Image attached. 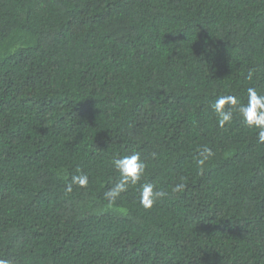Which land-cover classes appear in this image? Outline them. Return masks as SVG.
Instances as JSON below:
<instances>
[{"label": "trees", "instance_id": "1", "mask_svg": "<svg viewBox=\"0 0 264 264\" xmlns=\"http://www.w3.org/2000/svg\"><path fill=\"white\" fill-rule=\"evenodd\" d=\"M248 87L264 0H0V259L264 264V144L210 107ZM133 152L169 192L152 209L138 186L105 198ZM77 168L89 186L66 193Z\"/></svg>", "mask_w": 264, "mask_h": 264}, {"label": "clouds", "instance_id": "2", "mask_svg": "<svg viewBox=\"0 0 264 264\" xmlns=\"http://www.w3.org/2000/svg\"><path fill=\"white\" fill-rule=\"evenodd\" d=\"M247 79H253L252 71L249 72ZM210 107L216 116L217 125L221 129L230 126L234 118H239L246 128L256 130L258 143L264 144V92L258 91L255 87H248L247 103H243L234 94H220L216 96ZM214 155L212 148L202 146L198 150L196 162L202 168ZM111 164L119 173V176L104 194L110 202H114L122 194L137 186L139 203L146 210L152 209L159 201L169 196L168 191L157 188L154 183H141L147 170V164L139 152L113 158ZM73 186L87 189L89 175L82 169L77 168L76 174L71 176L64 191L66 193L73 192ZM185 187V183H178L172 187L171 191L172 193L182 192ZM0 264H11V261L0 259Z\"/></svg>", "mask_w": 264, "mask_h": 264}]
</instances>
